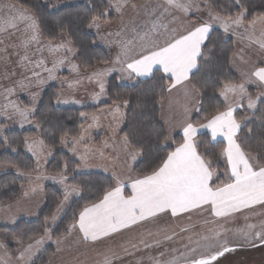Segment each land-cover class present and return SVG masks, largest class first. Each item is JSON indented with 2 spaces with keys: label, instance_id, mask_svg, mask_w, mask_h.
Segmentation results:
<instances>
[{
  "label": "snow or ice",
  "instance_id": "6c2138e0",
  "mask_svg": "<svg viewBox=\"0 0 264 264\" xmlns=\"http://www.w3.org/2000/svg\"><path fill=\"white\" fill-rule=\"evenodd\" d=\"M124 2L125 0H120L114 5L117 11L121 10ZM236 3L238 4L239 0H236ZM0 7L15 12V15L0 23V32L9 28L16 29L18 21H31L27 29H31L32 34L24 41L25 47L32 42H39L37 24L33 17L11 4ZM135 7L133 5V8ZM194 9L199 11V7L191 0H163V3L157 2L154 6H144V19L138 24L133 22L132 27L127 29L131 33L130 38L109 42L116 43L119 47L113 64H119L120 68L113 66L89 77L99 83L100 93H103L104 77L114 71L126 73L129 79L150 77L160 72L161 79L167 78L170 81L167 88L169 92L177 88L183 90V119L177 125L182 130V142L176 143L170 151L167 150L170 147L168 143L162 145L161 151L165 154L160 156L159 163L147 174L129 176L127 180L114 175L115 185L106 189L98 199L85 205L68 229L69 232L78 231L85 242L96 243L145 222L157 220L165 214L172 218L188 214L189 219L194 212L209 214L211 219H205L204 224L212 226L203 233H193L197 235L196 239L189 235L185 252L167 259H161L165 257V252H160L156 257L149 256L152 264H215L220 257L235 250L234 246H230L229 233L244 245L257 247V241L264 245V219L258 223L248 222L250 216L256 215L252 211L256 206L264 208V163H261L264 157L253 156L241 146L239 133L248 127V124L236 118L237 109L243 107V100H247L248 109H256L258 102L264 104V67H253L247 72H242L244 81L240 84H225L219 93L226 104L225 110H217L206 116L203 123H193L192 113L202 111V93L191 84V78L195 75L194 70H198L200 59L205 55L204 49L209 35L214 26L222 28L225 33H228L233 25L239 27L246 18L247 11L245 9L239 12L235 19L229 18L231 23L229 19L210 13V21H181L177 24L180 18L173 15V10L187 17ZM107 15V12H103L94 16L89 27L99 28L98 21ZM116 35L120 36L121 32ZM259 46L264 50V42H259ZM61 48L72 53V49L67 45H49L50 52L59 51ZM24 59H27V56ZM64 63L65 60L61 59L53 63V68L45 69L49 72L50 79L55 78L52 74ZM42 64L43 61H38L36 67ZM71 71H77V66L72 65ZM33 75L39 76L35 72ZM246 84H255L261 89L255 98L249 94ZM124 103L126 105L127 101ZM12 107L25 119L29 115L28 111H22L15 105ZM171 131L170 128L168 140H172ZM248 131L250 133L251 128ZM200 134L210 136V142L223 143L219 153V157L224 161L223 173L214 166L207 153L199 151L200 145L196 137ZM125 142L127 143V137ZM73 143H78L76 138H73ZM40 144L42 145L43 141ZM29 151L36 156L33 145H29ZM138 154H131L134 162ZM80 159L86 163L85 156ZM50 179L55 181L56 177ZM66 179V176H61L59 182L65 183ZM128 189L130 191H127ZM64 193V200L67 201L72 195L80 196L81 189L65 183ZM238 215L245 220L242 227H225L226 223L235 221ZM57 219L54 215L52 223L55 224ZM192 227L194 226L182 228L181 231L191 232ZM46 239H51L48 227H45L44 236L35 239L23 249L20 259L29 264ZM171 239L172 236L164 237V240ZM163 242L156 239L147 243L140 239L137 243H130V247L137 251L140 250V245L144 248H159ZM56 243L59 244V241ZM0 247L6 245L0 242ZM121 248L124 254H133L128 247L121 245ZM122 259V255L109 247L100 264H116V261Z\"/></svg>",
  "mask_w": 264,
  "mask_h": 264
},
{
  "label": "trees",
  "instance_id": "16d2710c",
  "mask_svg": "<svg viewBox=\"0 0 264 264\" xmlns=\"http://www.w3.org/2000/svg\"><path fill=\"white\" fill-rule=\"evenodd\" d=\"M25 10L34 18L41 37L47 42H68L74 51L73 60L81 70H94L108 64L109 53L95 41L94 35L87 27L94 16L103 12L108 15L100 20H112L114 15L106 0H86V2L67 3L51 8L44 0H2ZM207 6L214 15L224 19H235L239 12L246 11L243 23L255 18L264 19V0H206ZM205 55L199 61L198 70L191 78V84L201 90L202 111L192 116L193 123H203L206 116L223 111L225 108L219 93L225 84H238L239 78L230 68L234 54V43L222 31L213 28L206 42ZM162 73L145 78L135 79L131 84H124L113 75L106 87L107 101L98 106L58 107L55 105L59 88L51 84L41 95L40 102L31 117L38 126L35 129H11L0 135V165L14 168L20 174H31L35 170V162L28 155L24 146L29 140L40 136L44 145L52 150V156L45 166L51 176L63 174L69 186L81 189V195L72 200L64 215L56 225L49 228L55 210L62 200L60 191L51 185L43 189L44 204L34 219H19L11 228H0V242L7 252L14 255V242L22 246L32 243L43 236L45 227L50 229L51 238L55 241L67 236L69 226L74 217L87 204L102 196L106 189L113 186L110 175L103 172H76L77 161L68 152L57 149L61 138H75L86 118L101 108L127 101L124 123L119 136L127 137L128 145L139 152L140 159L133 166L135 176L147 174L159 163L160 156L165 153L161 146L169 142L166 130L160 121V105L167 97L170 81L161 79ZM253 92L252 88L248 89ZM27 104L26 99H22ZM236 118L248 124L239 133L241 146L253 156L264 157V104L258 102L257 108L249 112L245 108L237 109ZM251 128L249 133L248 129ZM199 151L207 153L214 166L223 173L224 167L219 161V153L223 143L210 142V136L200 134L196 137ZM5 140L7 143H5ZM182 142L177 134L168 144V151ZM13 149L15 151H13ZM264 163V160H261ZM66 165V170H65ZM22 180L14 173L0 175V205L5 206L19 197ZM55 248L46 246L31 264H49Z\"/></svg>",
  "mask_w": 264,
  "mask_h": 264
},
{
  "label": "rangeland",
  "instance_id": "374dc122",
  "mask_svg": "<svg viewBox=\"0 0 264 264\" xmlns=\"http://www.w3.org/2000/svg\"><path fill=\"white\" fill-rule=\"evenodd\" d=\"M44 1L49 4L51 8H57L67 3L86 2V0ZM106 1L109 4V7L111 8L114 15L113 19L109 21H115L116 12H114L113 10L114 7L112 5V2H110L109 0ZM152 2L153 0H145V2L141 1L140 3L144 6H152ZM159 2L163 3V0H159ZM0 3L6 2L0 0ZM210 13L211 15H214L208 8V14L202 15V19L204 21H210ZM181 14V12L173 10V15L180 18ZM101 21L104 22L105 19L99 20L98 22ZM229 23H231V19H229ZM243 24L244 25L241 24L239 27L233 25L228 32V34L232 35V38H229L233 40L234 52L236 51L240 53L242 52V50L247 49L243 48L245 46V33L249 31L248 29L254 31L258 30L262 35H264L263 18H257L254 22L251 21L249 23ZM95 28L96 27H94V29ZM87 29L89 32H92L93 28H90L88 25ZM97 29L98 28H96V30ZM224 35L226 37L231 36H227V34ZM106 41L108 44V38L106 39ZM4 42V39L1 38V47L2 44H5ZM39 42L42 43L40 39ZM38 43H35L34 46L39 47L44 45L43 43ZM50 43H52L53 47L57 45H67L68 47H70L69 43L65 41ZM49 45L50 44L44 46L42 50V55H46L44 56V58L48 56L47 59L39 60L43 61V64L40 67H37L38 69H41L45 72H47L45 69H48L49 67H45L46 65L44 63H48L50 67L53 68V63L60 60V58L57 56V52L49 51ZM106 47L107 48L105 50L110 55V61L108 62V64L97 67L94 70H81L80 68H78L76 63L73 62L74 51L71 47L70 48L72 49V53L66 52L63 48L59 50V52L63 53L64 58L61 59L65 60L66 66L62 65L58 67L57 70L52 74L55 77L56 74H62V72L65 70V72L61 75L63 80H65L64 82L62 81L61 83H59V76L57 77L58 81H50L55 83L54 85L59 88L57 99L55 101L56 106L76 108L98 106L99 104L107 101L106 87L109 79L113 75H115L118 80L124 84H131L135 79L141 78L133 77L129 79L126 73L120 72L119 70L114 71L104 77L105 90L103 93H100L99 83H97L95 79L90 80L89 77H92L94 73L100 72L107 68H111L113 66L116 69L120 68L119 64H113L117 55V49H111L110 44L106 45ZM251 47L258 53V55L255 57L258 65L264 61V50H261L260 46L256 44H251ZM112 48H114V46ZM64 53L66 54L64 55ZM70 63L77 66V71H71V68L68 67L71 65ZM118 76L120 77V79ZM57 78H54L53 80H56ZM40 81L41 79L38 80V82ZM129 81L131 82L129 83ZM243 81L244 79H242L241 81L239 80L238 84L242 83ZM34 83L37 84L36 81ZM34 83L17 87L18 89L22 88L20 92L16 91V87L11 88V92H9L8 90H0V135L5 131L14 128L35 129L36 131H39L38 126L35 124L31 117L35 113V110L40 102L43 90H39ZM69 85H71V87ZM245 86L247 89L251 88L247 84ZM252 89L253 92H249V90L248 92L253 98H255L259 93V89H257L256 87ZM22 99L27 100L28 106L25 102H23ZM221 99L224 102L223 97H221ZM242 103L243 107L238 109L245 108L249 112L255 110L247 108L246 99L243 100ZM13 105H15L16 108H19L22 111H28L29 115L27 116V118L25 119L21 117V115L15 110V108L12 107ZM224 105L226 107L225 102ZM117 108L119 109L118 111ZM125 110V104H115L107 108H101L93 115L87 117L85 123L79 128L78 135L75 137L78 143L74 144L73 138L67 137H63L59 140L57 149L68 152L70 156L75 161H77L78 165L76 168V172L85 173L98 171L105 174L107 173V175L109 174L112 177L113 186L115 185V180L113 178L114 175L119 176L124 180H127L129 176H135L132 169L140 159V154L137 155L134 162L132 160L131 154L139 152L133 150L128 145V143L125 142V139L119 136V131L124 123ZM164 129L166 130L165 127ZM175 135L177 134H173L171 136ZM41 141L42 140L40 136H36L34 139L27 141L24 146L25 152L30 155L35 162V170L33 173L28 175L20 174L12 167L0 165V175L14 172L22 180L19 197L8 205H0L1 229L6 227H13L19 219H34L44 204L43 189L46 185L54 186L60 191L62 195V200L59 202L54 213V215L58 217L56 223L64 215L72 200L77 197L76 195H72L67 201H65L64 187L65 183L67 184V179L65 183L59 182L60 177L65 175L60 174L51 176L46 173L45 166L52 156V150L47 148L44 143L41 145ZM33 142H35V144H33ZM169 142H171V140H169ZM29 145H33V147L35 148L36 156H33L29 151ZM49 153H51V155H49ZM81 156L86 157V163L84 160L80 159ZM219 161L224 167L222 160L219 159ZM50 177H56V180L54 181L50 179ZM127 191H130V189H128ZM252 211H254L256 215L250 216L248 220L249 223H258L259 220L264 219V208L256 206V208ZM205 219H211L207 212H194L191 214V219L188 218V214H184L177 218H172L170 215L165 214L157 220L145 222L141 225L133 227L130 230H124L123 232L118 233L103 242L96 243L85 242L82 239L81 234L78 231L73 230L71 232H68L67 236H65L64 238L57 240L59 241V244H57L56 241L52 238L46 239L43 247L33 256L32 261L46 246L52 245L55 248L56 254L49 264H100V262L104 258V254L108 252L109 247L123 256V259L116 261V264H152L149 256L156 257L160 252H165V257H161V259H167L172 255L179 256L181 253L185 252V245L188 244L187 238L189 235H192V238L196 239L198 237L193 233H203L208 227L212 226L205 225ZM56 223L53 224L51 219V221L48 223L49 228L54 227ZM244 224L245 220L242 216L238 215L235 221L226 223L225 227L231 229L242 227ZM189 226H194L192 227L191 232L181 231L182 228ZM149 233H151L152 235H149ZM165 236H172V239L164 240ZM140 239H144L147 243H152L156 239L162 240L164 242L159 248H144L143 245H140L139 251L132 249L130 247V243H137ZM228 239L230 241V246H234L235 250L226 253L223 257H220L215 262V264H264V245L259 244L258 241L257 247L244 245L242 241L237 240L231 233L228 234ZM13 245L15 252L14 255L9 254L4 247H0V264H25V261L21 260L20 256L21 252L27 245L22 246L18 242H14ZM121 245H124V247H128L129 251L133 254H124ZM173 249H175V252H173ZM31 262H29V264H31Z\"/></svg>",
  "mask_w": 264,
  "mask_h": 264
},
{
  "label": "crops",
  "instance_id": "0c3cea01",
  "mask_svg": "<svg viewBox=\"0 0 264 264\" xmlns=\"http://www.w3.org/2000/svg\"><path fill=\"white\" fill-rule=\"evenodd\" d=\"M109 1L112 2L113 7L115 4L120 2V0H109ZM139 1L145 2V0H125L124 6L121 8L120 11H117L115 7L113 9L114 12H116L115 21L110 22L105 20L104 22L103 21L98 22L101 28H98L97 30L96 28L94 29V27H92L93 29L91 33L94 35L96 43L102 46L104 49L107 48L106 45L110 44L111 49H115V50L117 49L116 50V54H117L119 51L118 45L116 43H109V42L119 41L120 39L125 37L130 38L131 33L127 31V29H130L132 27L133 22L138 24L141 20L144 19V14H143L144 5L141 4ZM157 2H159V0H153L152 6H154V3L156 4ZM191 2L199 7V11H195L194 9L193 12L190 13L187 17L181 14V17L177 21V24H179L181 21H187V22L204 21L201 16L208 14V8L205 0H191ZM4 4L7 3H0V6ZM133 5H135L136 7L133 8ZM15 8L19 9L21 12H25L17 6H15ZM12 15H15V12L13 10L0 7V23H2L5 18ZM256 19L257 18H255L252 22H254ZM29 23H31V21H27V22L18 21V26L16 29L9 28L5 32H0V39L2 38L5 41L4 42L5 44H2V47L0 46V90H9L13 87H16V91L20 92L22 88L18 89L17 87H20L22 85H29L36 81L37 84L34 83L35 86H37L39 90L44 91L49 85L55 84L50 81H54V82L58 81L57 78L58 76L60 78L59 83L65 81L61 76L65 72V70L62 72V74H56L55 78L57 79L53 80L49 78L48 71L45 72L36 67V64L39 60L47 59L48 57L47 56L46 58H44V56L46 55H42V50L44 46H46L47 44L52 45V43L43 40L37 28L38 37L44 45L39 47L34 46L36 42H32L28 44L27 47H25L24 41L29 39L32 32L31 29H27V25ZM242 25H244L243 22ZM214 28L219 29L224 34H227V36L231 35L225 33L222 28H218L216 26H214ZM122 29H124V31H122ZM248 30L249 31L245 33L246 34L245 46L243 48V49L245 48L247 49L242 50V52L240 53L235 51L230 62V68L232 72L237 77H239L240 81L244 79V77L241 75L242 72H247L253 67H264V61L257 65V61L255 57L258 55V53L251 47V44L259 45V42H264V35H262L258 30L256 31L250 29ZM117 32H121V35L117 36L116 35ZM109 33H111L112 35H109ZM228 37L232 38V35ZM107 38H108V44L106 41ZM42 43L39 42L38 44H42ZM113 46L114 48H112ZM56 52L60 60L61 58H64L62 52L59 51ZM65 54L66 53H64V55ZM25 56H27V59H24ZM241 57H243V59H241ZM233 63H234V68H233ZM44 64L46 65L45 67L47 68L49 67L48 69H51L48 63H44ZM70 64L71 65L68 67L71 68L73 64L72 63ZM63 66H66V63H64ZM33 72L38 73L39 76L38 77L34 76ZM39 79H41L43 83L38 82ZM130 82L131 81H129V83ZM247 85L251 88L256 87L257 89H259V92L261 91V89L257 87V85L255 84H247ZM184 103L185 100L182 89L177 88V89H173L171 92L167 91V97L162 102L160 108V121L161 124H163V127L166 128L167 135H169L170 127L172 129L171 135L173 134L182 135V130L179 127H177V125L183 119V110L181 106ZM195 113L196 112H193L192 116ZM219 159H221L224 164L223 158H219Z\"/></svg>",
  "mask_w": 264,
  "mask_h": 264
}]
</instances>
